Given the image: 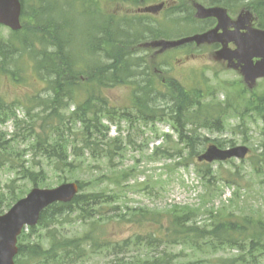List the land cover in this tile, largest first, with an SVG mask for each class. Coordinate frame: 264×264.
<instances>
[{"label": "rangeland", "instance_id": "obj_1", "mask_svg": "<svg viewBox=\"0 0 264 264\" xmlns=\"http://www.w3.org/2000/svg\"><path fill=\"white\" fill-rule=\"evenodd\" d=\"M22 1L25 16L19 37L23 39L22 35H25L31 44H35L28 29L34 24L29 15L35 6L33 0ZM85 1L43 0L39 4L54 9V28L56 25L63 32L61 27L65 25L64 33H72L75 46L80 52L89 51L83 46L86 41L90 44L87 34L92 29V19L86 8L84 11V7L89 8L90 4L85 6ZM134 1L137 4L139 0H124L120 3L117 0H98L97 5L100 4L105 13L127 15L129 18L126 19L129 20L136 18L142 30L148 29V23L150 28H163L169 39L188 36L198 32L201 27H208L206 23L197 21L199 19L195 17V10L188 6L192 0H142L137 5ZM196 1L205 6L210 5V0ZM259 1H229L226 7L231 16L235 17L242 4ZM161 2L164 7L156 14L138 12L139 8ZM180 6L189 10L188 21H192L191 25L184 24L185 13L179 10ZM91 7L95 8L93 5ZM260 13L264 16V9H260ZM63 20L65 22L62 23ZM170 20H176V23H169ZM11 35L9 29L0 26V40L3 43ZM214 51L212 45L197 47L184 44L161 53L143 47L139 54L145 57L149 70H160L161 75L163 71L165 78H174L190 93L200 91L201 101L205 104L222 108L226 107V102L233 100L234 107L221 115L224 124L222 130L198 131L201 136L209 139L201 150L208 144H215L214 140H231L234 146L247 147L248 151L243 158L231 157L226 161L200 163L195 156L189 157L188 150L178 142L177 134L170 126L171 122L155 120L128 123L121 119L119 112L112 119L110 115L101 112V122L106 127L103 131L104 142L100 148L85 147L80 139L82 126L74 124L76 116L72 111L75 104L86 98L87 93L80 90L75 97L65 101L59 114L61 120L58 132L70 137L68 153L74 166L60 172L71 177L62 183L77 180L85 183V192L100 191L113 197L112 202L104 204V215L100 220L95 219L112 241L134 238L136 235L157 239L166 231L168 219L174 210H183L195 216V220L192 219L196 222L194 225L202 226L204 231L210 228L211 218L216 214L219 217H237L239 220L248 217L264 222V111L259 113L245 110L244 102L251 96L248 91L264 97V78L257 80L253 90H248L238 71L228 67L226 62L214 59ZM16 63L21 67L16 68L18 81L9 78V74H0V95L17 117L16 122L11 118L0 122V143L3 145L0 148V200L3 210H6L12 198L24 196L32 188L33 183L23 174L24 168L40 172L38 177L41 182H37L39 187H55L62 180L57 179L58 172L54 171L53 163L50 164L49 160H45L30 147L33 131H38L37 125L46 115L43 112L45 107L41 105L49 95L46 81L40 74L34 73L32 67H28V64L31 65L29 59L26 61L20 57ZM159 80L153 81L159 83ZM133 90V85H120L102 88L100 94L108 100L110 108L127 110L131 106ZM238 90H241L240 94ZM239 95L245 99L239 98ZM32 117L36 122L32 121ZM115 146L119 148L115 154L110 157L101 155L103 148L105 151L113 150ZM223 147L231 148L229 144ZM111 205L116 206L113 212L110 210ZM89 227L88 224L72 220L60 225L59 230L64 236L73 237L80 236ZM252 227L254 229H250L245 241L251 237L260 241L261 250L253 256L244 250V259L238 258L240 250L229 245L217 251L210 250L205 240L202 249L170 241L160 242L157 249L167 253L170 264H264V224L261 230ZM255 234L261 235V239L253 237ZM133 252L139 255L145 252V248L143 245L136 246ZM106 260L103 254L96 261L105 264Z\"/></svg>", "mask_w": 264, "mask_h": 264}, {"label": "trees", "instance_id": "obj_2", "mask_svg": "<svg viewBox=\"0 0 264 264\" xmlns=\"http://www.w3.org/2000/svg\"><path fill=\"white\" fill-rule=\"evenodd\" d=\"M117 1L119 3L123 0ZM229 1L210 0V4H222L228 7ZM260 1L254 4L247 2L241 7L253 11L258 26L264 28V16L260 13V9H264V1ZM20 2L23 23L25 7L23 1ZM41 2L43 0H33L35 7L29 15L34 24L28 29L35 44H31L25 35H22L24 38L21 39L19 37L21 30L13 32L11 38L6 39L4 43L0 40V74H9V78L18 81V76L15 75L16 68L21 67L16 62L23 57L29 59L31 65L28 64V67H32L34 73L40 74L45 79L49 95L41 105L45 107L43 112L46 115L40 119L37 125L38 131H33L30 147L45 160H49L50 164L53 163L54 171L58 172L57 179L62 178L59 183L71 178L60 172L74 166L73 160H69L68 153L70 137L58 132L60 128L58 124L61 120L59 114L65 101L75 97L80 90L87 93L86 98L75 104L76 107L72 112L76 116L74 124L79 123L82 126L80 139L85 147L100 148V144L104 142L103 131L106 127L101 122V112L110 115L111 119L116 112H119L121 119H125L128 123L155 120L171 122L170 126L176 132L178 142L188 150V156L191 158L196 157L201 147L209 141L207 137L199 134L200 129L217 131L223 129L221 115L234 107L233 100L226 102V107L222 108L219 105L205 104L203 100L201 101L200 91L190 93L174 78H165L164 74H158L156 69L149 70L145 57L139 54L140 41L162 37L161 29L148 27L147 30H142L138 27L141 25H137L135 18L129 20L126 16L90 8V5H96L97 0H86L85 6L90 5L89 8L84 7V11L86 8L92 19L90 24L92 29L87 34L90 44L86 41L83 47L89 51L80 52L75 46L72 33H64L65 25L61 27L63 32L56 25L54 28V9L40 6ZM134 3L136 4V1ZM179 8L185 13L183 15L185 24L191 23L192 21H188L189 10L182 6ZM152 79H160V82L157 83ZM117 85L136 87L132 92L131 106L127 110L110 108L108 100L100 94L102 88ZM241 90L237 93L240 94ZM248 92L251 93L249 99L239 95V98L245 99V110L262 113L264 97L260 94L253 95L254 91ZM5 103L7 102L0 95V122L10 118L16 122L15 111L8 108ZM32 121L36 122L34 119ZM213 142L220 147L226 144L234 145L231 140ZM0 147L3 148L1 143ZM104 149L103 153L100 152L101 155L110 157L119 148L115 146L113 150ZM23 171L34 186L38 185L37 182H41L38 177L40 172L35 173L25 168ZM77 183L79 193L70 202H56L49 205L41 211L35 226L22 231L18 237L16 264H99L96 260L98 257L102 258L103 254L108 259L105 264H170L167 253L159 252L157 249L160 242L164 241L179 242L189 248L202 249V242L205 240L207 248L214 251L229 245L241 251L238 256L240 259H244V250H247L250 256L256 255L261 250L260 241L252 237L245 241V237L250 229H254L252 226L261 230L263 221H254L248 217L239 220L237 217L226 218L216 214L211 218L210 228L204 231L202 226L194 225L196 222L192 219L195 220V216L183 210L173 211L168 219L166 231L157 239L153 236L136 235L134 238L112 241L95 219L100 220L104 215V204L107 201L112 202L113 197L100 191L85 192L83 190L85 183L79 181ZM17 198H12V202L7 203L6 208ZM115 209V205L110 206L112 212ZM3 211L0 200V213ZM72 220L88 224L90 227L80 236L62 235L59 226ZM190 222L193 223L188 225ZM253 237L261 239L262 236L255 234ZM140 245L144 246L145 252L135 254L133 250Z\"/></svg>", "mask_w": 264, "mask_h": 264}, {"label": "water", "instance_id": "obj_3", "mask_svg": "<svg viewBox=\"0 0 264 264\" xmlns=\"http://www.w3.org/2000/svg\"><path fill=\"white\" fill-rule=\"evenodd\" d=\"M162 4L149 6L145 11L156 12ZM196 16L199 18L214 17L215 27L191 36L177 40H156L150 43L152 47H160L163 51L187 42L196 45L221 43V48L214 53L215 60H224L227 66L239 70L247 87L252 89L259 78H264V30L250 27L252 14L241 11L236 20L232 21L225 8L221 6L204 7L194 3ZM21 3L19 0H0V24L16 31L21 28ZM234 25L233 30L228 27ZM245 30L241 32L240 30ZM233 42L235 49H229ZM254 58H258L255 62ZM248 149L245 146H235L221 149L211 144L197 157L198 161H224L231 157L243 158ZM78 191L75 182L62 183L54 188H32L25 197L16 201L7 212L0 215V264H15L17 253V236L24 226L37 223L42 209L56 201L68 202Z\"/></svg>", "mask_w": 264, "mask_h": 264}, {"label": "flooded vegetation", "instance_id": "obj_4", "mask_svg": "<svg viewBox=\"0 0 264 264\" xmlns=\"http://www.w3.org/2000/svg\"><path fill=\"white\" fill-rule=\"evenodd\" d=\"M211 21H212V26L211 27H213L215 24H216V21L214 20V19H210ZM229 28L230 29H233L234 28V26L232 25V26H229ZM215 46L217 45V44H214ZM232 46V45H231Z\"/></svg>", "mask_w": 264, "mask_h": 264}, {"label": "bare ground", "instance_id": "obj_5", "mask_svg": "<svg viewBox=\"0 0 264 264\" xmlns=\"http://www.w3.org/2000/svg\"><path fill=\"white\" fill-rule=\"evenodd\" d=\"M30 33V32H29ZM154 33V32H153ZM152 34V33H151ZM68 36V35H67ZM149 36V35H148ZM83 45V44H82ZM84 47V46H83ZM82 49V48H81ZM84 50V49H83ZM86 50V49H85ZM102 53V52H101ZM97 54V53H96ZM103 55V54H102ZM102 56H100V58H101ZM98 59V58H97ZM102 61H103V59H102ZM143 62V61H142ZM93 63V62H92ZM99 63V62H98ZM102 63H104V61L102 62ZM41 70H43V69H41ZM41 76V75H40Z\"/></svg>", "mask_w": 264, "mask_h": 264}]
</instances>
